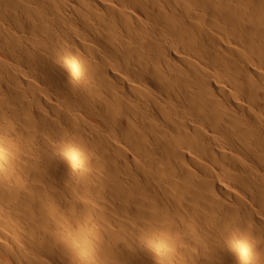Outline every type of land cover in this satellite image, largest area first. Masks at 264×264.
<instances>
[{
    "label": "bare ground",
    "instance_id": "obj_1",
    "mask_svg": "<svg viewBox=\"0 0 264 264\" xmlns=\"http://www.w3.org/2000/svg\"><path fill=\"white\" fill-rule=\"evenodd\" d=\"M0 264H264V0H0Z\"/></svg>",
    "mask_w": 264,
    "mask_h": 264
}]
</instances>
